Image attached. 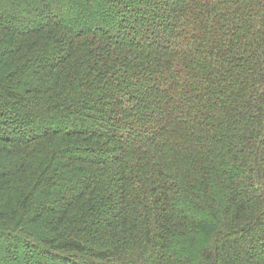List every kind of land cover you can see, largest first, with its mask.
<instances>
[{
	"label": "trees",
	"instance_id": "16d2710c",
	"mask_svg": "<svg viewBox=\"0 0 264 264\" xmlns=\"http://www.w3.org/2000/svg\"><path fill=\"white\" fill-rule=\"evenodd\" d=\"M0 241L264 264V0H0Z\"/></svg>",
	"mask_w": 264,
	"mask_h": 264
},
{
	"label": "rangeland",
	"instance_id": "374dc122",
	"mask_svg": "<svg viewBox=\"0 0 264 264\" xmlns=\"http://www.w3.org/2000/svg\"><path fill=\"white\" fill-rule=\"evenodd\" d=\"M4 246V243H3V241L1 242L0 241V247L2 248ZM0 252H2L3 253V251L1 250ZM0 256H2V254L0 253ZM4 256V255H3ZM7 264V263H6Z\"/></svg>",
	"mask_w": 264,
	"mask_h": 264
}]
</instances>
